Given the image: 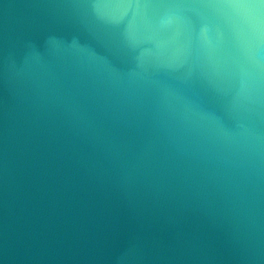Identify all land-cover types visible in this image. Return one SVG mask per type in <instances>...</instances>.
<instances>
[{
	"label": "water",
	"instance_id": "1",
	"mask_svg": "<svg viewBox=\"0 0 264 264\" xmlns=\"http://www.w3.org/2000/svg\"><path fill=\"white\" fill-rule=\"evenodd\" d=\"M0 264H264V0H0Z\"/></svg>",
	"mask_w": 264,
	"mask_h": 264
}]
</instances>
